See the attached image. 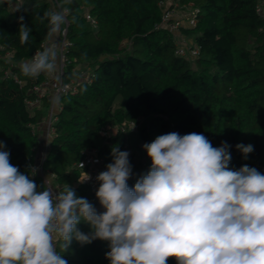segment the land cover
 Instances as JSON below:
<instances>
[{"label": "trees", "instance_id": "16d2710c", "mask_svg": "<svg viewBox=\"0 0 264 264\" xmlns=\"http://www.w3.org/2000/svg\"><path fill=\"white\" fill-rule=\"evenodd\" d=\"M263 1L179 0L198 9L195 26L180 30L199 49L197 56L187 58L176 53L175 35L159 26V0H71L66 5L69 19L75 15L77 22L67 24L69 62L62 80L74 78L78 64L89 68L90 79H81L75 91L59 94L41 161L43 174L52 173L61 190L70 185L103 212L95 192L79 182L77 165L84 151L93 147L106 170L113 145L128 151L127 129H121L128 122L140 124L138 144L170 132L202 133L213 147L221 142L231 145L230 168L247 164L264 174ZM61 2L24 0L26 11L14 12L8 0H0V141L6 144L10 163L23 173L36 162V127L49 114L51 98L45 95L39 104L28 106L36 94L33 87L45 75L24 77L19 64L41 50L40 44L47 41V20L41 23L40 18ZM87 13L95 23L86 18ZM21 15L31 28L26 44L19 39ZM5 70L21 82L12 75L5 77ZM238 143L254 146L247 159L236 149ZM129 160L133 168L137 166L134 155ZM141 174L132 175L129 187ZM32 178L47 187L41 173ZM78 227L85 233L90 230L84 223ZM108 251L107 241L85 245L73 241L63 255L68 264H110ZM167 264L176 261L169 258Z\"/></svg>", "mask_w": 264, "mask_h": 264}, {"label": "clouds", "instance_id": "9594fccd", "mask_svg": "<svg viewBox=\"0 0 264 264\" xmlns=\"http://www.w3.org/2000/svg\"><path fill=\"white\" fill-rule=\"evenodd\" d=\"M8 3L14 12L26 11L24 0ZM69 4L62 0L43 13L47 43L20 62L24 77L60 72L58 37L77 22L75 15L69 19ZM17 23L26 44L31 28L23 15ZM230 147H213L202 133L159 135L142 145L151 166L129 187L130 153L113 145L112 162L95 178L98 212L70 185L59 191L38 186L32 178L37 168L21 172L0 141V264H68L63 254L73 241L97 239L108 242L110 264H167L169 258L176 264H264V174L247 164L230 168ZM235 147L245 159L254 151L251 144ZM90 179L85 173L79 182Z\"/></svg>", "mask_w": 264, "mask_h": 264}, {"label": "built area", "instance_id": "2783aa9c", "mask_svg": "<svg viewBox=\"0 0 264 264\" xmlns=\"http://www.w3.org/2000/svg\"><path fill=\"white\" fill-rule=\"evenodd\" d=\"M159 5L162 7V15H161V21L159 23V26L173 33L174 35H176V33L178 32V37L174 39L176 53L180 56H184L187 58H193L197 56V54L199 53L198 46L194 43V41L191 42L192 38H190L188 35L181 33L180 30H181V27L189 28V27L195 26L196 24L195 15L198 12V9L194 8L191 4L180 3L179 0H159ZM188 9H191V14H189L188 17H183L182 15ZM86 18L91 23H95V19L92 16H90V14L87 13ZM64 27L67 31V25H65ZM66 31L58 37V55L60 57V72L57 74H52V75H45V78L41 82V84H38L33 87V90L36 92L35 97L27 101L28 106L33 107L34 105L39 104L41 99L45 95L51 98V106H50L49 114L47 115L46 120H45L46 129H47L48 134H50L51 131L53 130L52 123L55 120V118L53 117V113L55 109L59 107L56 103H53V97L59 96V94H62V93L75 91L80 81V80L77 81L74 78H72L69 82L64 83L62 80L65 66L69 62V59L66 56V47L68 43L66 39ZM45 43H47V41L42 42L40 44V49H41V46ZM35 52L32 54V56L35 54ZM11 75L13 76L15 81L21 82V80H19L17 76L14 75L11 71L9 70L4 71L5 77H9ZM82 79L89 80L90 79L89 74L84 76ZM133 124L135 123L134 122L124 123L121 126V129L124 131L127 128L131 129ZM137 126L138 124H135V128H137ZM103 133L105 134V131H103ZM47 140L48 138L46 139L44 143V148L41 151L42 159L45 156ZM41 161L40 163L34 164L33 166L36 167L37 172L41 173V175L43 176L44 174L42 172ZM101 162H102V159L101 157L97 155L96 148L91 147V148H87L84 151L83 160L80 162L84 164V168L82 169L80 167V163H78L77 165L78 168L81 170L79 179H84L85 173H87L91 177L90 180H87L83 183L87 184L93 192H95L96 189L98 188V183L96 182L95 178L100 172L103 171ZM150 166L151 165H146L145 172H147ZM47 174L49 175V177L54 179V176L52 173L47 172ZM43 181L47 187H51L53 190H57V191L61 190L60 187L54 186L51 183H49L50 179L48 180L44 176H43Z\"/></svg>", "mask_w": 264, "mask_h": 264}, {"label": "rangeland", "instance_id": "374dc122", "mask_svg": "<svg viewBox=\"0 0 264 264\" xmlns=\"http://www.w3.org/2000/svg\"><path fill=\"white\" fill-rule=\"evenodd\" d=\"M24 5H25V3H24ZM261 13L264 15V1L262 2V5H261ZM189 14H191V9L186 10V12L183 15L182 14H180V15H182L183 17H188ZM191 42H193V38H192ZM88 71H89V68L84 66L83 64L76 65L75 66V70H74V72H75L74 73V79L77 80V81L81 80L84 76H86L88 74ZM139 128H140V124H138V127L136 129L127 128V130H126V135H127V140H128L127 149H128V152L131 154V156L134 155V159L137 162L136 164H137V167L139 168V171L143 172V170L146 167V165H151V160L147 156L146 151L142 148L143 144L142 143L138 144L135 141L136 140V136H137V130ZM39 129L40 128L37 127V132L39 131ZM38 135H40L39 132H38ZM155 136H156V134L153 135V137H155ZM40 141L41 140H40V137H39V142ZM39 142H38V144H39ZM38 144H37V146H38ZM37 146H36V148H37ZM143 156H144L145 162L141 163V161L138 160V159L142 158ZM41 159L42 158H41V154H40V158L35 162V164L40 163ZM43 176L45 178H47L48 180L50 179L49 183H51L54 186H57L55 181L53 180V178L49 177V175L47 173H45ZM43 176H42V178H43ZM98 206L101 208V206L99 205V202H98Z\"/></svg>", "mask_w": 264, "mask_h": 264}, {"label": "crops", "instance_id": "0c3cea01", "mask_svg": "<svg viewBox=\"0 0 264 264\" xmlns=\"http://www.w3.org/2000/svg\"><path fill=\"white\" fill-rule=\"evenodd\" d=\"M188 36L191 38L190 35H188ZM177 37H178V32H177L176 35L174 36V39H176ZM45 120H46V119H45ZM45 120H44L40 125L37 126L38 128H40L38 132H39V134H40L39 137H40V140H41V141L39 142L37 148L35 149V160H36V161L40 158V154H41V151L43 150L42 148H44V143H45L46 139L49 138V137L51 136V134H48V133H47ZM37 127H36V129H37ZM38 132H37V133H38ZM139 155H140V154H139ZM137 157H138V156H137ZM138 160H140L141 163H144V162H145L144 156H143L142 158H139ZM133 171H134V172H133L134 175H135V174L139 175V174L142 173L141 171H139V168H138L137 166L133 168Z\"/></svg>", "mask_w": 264, "mask_h": 264}]
</instances>
